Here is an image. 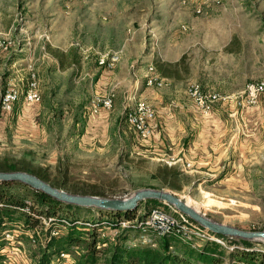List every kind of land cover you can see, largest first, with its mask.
<instances>
[{
	"label": "rangeland",
	"instance_id": "1",
	"mask_svg": "<svg viewBox=\"0 0 264 264\" xmlns=\"http://www.w3.org/2000/svg\"><path fill=\"white\" fill-rule=\"evenodd\" d=\"M227 2L244 15L230 25L223 17L200 33L185 21L184 0L177 11L172 0H0V99L8 88L20 92L13 110L0 109V170L40 174L75 194L123 198L163 189L211 220L263 230L264 93L252 102L244 90L264 82V0ZM149 65L165 79L162 87L146 84ZM31 73L39 98L27 102ZM192 82L218 93L208 111L188 94ZM109 94L111 107H92ZM137 99L154 107L156 137L140 138L125 120ZM163 113L169 114L165 124ZM194 139L202 149L186 158ZM165 166L180 174L170 176ZM65 204L57 214L78 224L101 217L96 208ZM153 207L138 204L134 220ZM41 222L35 235L19 223L4 248L12 252L3 251L11 264L37 263L49 237L48 220ZM102 225L99 239L112 241L119 228ZM138 234L132 230L123 243ZM154 239L157 246L162 238ZM107 244H98L104 250L93 262L85 259L84 242L73 245V264H107Z\"/></svg>",
	"mask_w": 264,
	"mask_h": 264
},
{
	"label": "trees",
	"instance_id": "2",
	"mask_svg": "<svg viewBox=\"0 0 264 264\" xmlns=\"http://www.w3.org/2000/svg\"><path fill=\"white\" fill-rule=\"evenodd\" d=\"M165 171L170 176L180 174L172 166H165ZM36 175L45 179L40 174ZM14 188H21L28 195L22 196L19 193H11L9 190ZM143 202L154 206L163 204L157 199H147ZM63 204V202L40 190L31 188L25 183L0 181V249L4 244L1 236L5 229L22 223V231L30 230L35 235L39 228V230L44 228L42 219L51 217L53 220L49 222L46 229L49 237L42 245L41 255L36 264H52V259L61 250L68 249L71 245H78L80 242L85 243L83 253H85V259L90 262L96 260L97 254L104 250L98 247L100 242H104L108 243L110 251L107 264H264V247H255V243L260 242L220 234H214V236L224 241L227 247L214 240L205 241L200 247H194L191 243L184 242L173 234L162 237L155 247L126 245L123 243L125 235L131 232L133 227L130 224L122 227L120 224L122 221L132 223L134 216H136L137 207L120 212L96 209L95 211L100 212L101 217L106 215L107 221H103L101 217L98 219L93 217V220H87V222L91 221L92 225L87 226L84 222L76 223L75 219H70L67 215L57 214V208ZM65 205L77 207L72 204ZM60 219L67 220L68 224L64 225ZM101 222H107L112 228H119V233L112 241L99 239L97 229L104 226H100ZM52 229L57 233L51 234ZM3 258V254L0 253V264Z\"/></svg>",
	"mask_w": 264,
	"mask_h": 264
},
{
	"label": "built area",
	"instance_id": "3",
	"mask_svg": "<svg viewBox=\"0 0 264 264\" xmlns=\"http://www.w3.org/2000/svg\"><path fill=\"white\" fill-rule=\"evenodd\" d=\"M199 12L200 9H197ZM182 29H186L185 25L181 26ZM100 62H103L101 60ZM109 65V64H108ZM147 85H151L157 88L162 87L165 84V79L158 76L152 65H149L147 72L144 75ZM188 94H190L195 103L201 108L202 111L206 112L211 109V104L213 101L218 99V93L216 92H203L201 91L199 84L192 82L190 83L188 89ZM246 97L249 101L256 102L259 93H264V82H256L247 84L245 87ZM22 94V93H21ZM20 92L15 88L6 89L0 99V109L5 112H10L13 110V105L19 99ZM113 95H104L97 99L96 103L93 104L94 109H98L101 106L103 108H109L112 105ZM24 100L27 102L37 101L39 98L37 91V81L34 73L30 74L29 82L27 88L23 94ZM156 111L149 101L137 99L134 102L133 107L125 112V120L127 121L129 127L142 139H148L153 134L156 128L153 120L155 119ZM185 165H190L188 162ZM172 208V207H171ZM48 220V223L53 219L51 217L43 218ZM63 224H68L65 219H60ZM22 224V223H21ZM87 225H92L91 223H86ZM131 225L133 230L138 231L139 234L133 236L129 240V245L139 246L147 245L151 247L156 246V241L154 238H162L167 235H176L179 239L184 242L191 243L194 247H200L204 241L214 240L222 245H225L224 241L215 237L214 234L208 229L196 224L185 214L176 211L172 208V211H167L159 206L153 207L149 212L139 219H135L132 223L129 221H122L120 226ZM63 225V227H64ZM20 229V225H15L13 231H5L2 233L1 239L4 241L3 247L0 249V253L3 254V261L1 264H11L8 259V254L4 252H12L11 248L4 249L5 245L13 238L17 236V231ZM53 233L57 232L52 229ZM16 232V233H15ZM195 238V239H194ZM195 241V242H194ZM75 250V247L71 245L68 249L61 250L56 259V264H73L74 260L71 257V251ZM77 251V250H76ZM52 264H55V258L52 260Z\"/></svg>",
	"mask_w": 264,
	"mask_h": 264
},
{
	"label": "water",
	"instance_id": "4",
	"mask_svg": "<svg viewBox=\"0 0 264 264\" xmlns=\"http://www.w3.org/2000/svg\"><path fill=\"white\" fill-rule=\"evenodd\" d=\"M0 181H19L27 184L35 190H40L63 203L75 206L92 207L97 210H109L115 212L126 211L137 207L138 204L147 199H157L165 204L172 205L179 212L188 216L193 222L208 229L214 234L247 240L264 241V229L244 230L235 226L216 222L200 213L196 208L189 205L176 194L163 189L142 188L135 191L130 196L123 198L75 194L60 189L35 174L19 170H0Z\"/></svg>",
	"mask_w": 264,
	"mask_h": 264
},
{
	"label": "crops",
	"instance_id": "5",
	"mask_svg": "<svg viewBox=\"0 0 264 264\" xmlns=\"http://www.w3.org/2000/svg\"><path fill=\"white\" fill-rule=\"evenodd\" d=\"M172 1L174 5L173 8L177 11L176 6L178 7V5L180 4L179 1L182 0H172ZM184 1H185L184 10L181 12L185 17V21L191 25V28H193L194 32L203 33L204 31L209 29V26H211L212 24H217V26L220 25L222 21L221 19L223 17H229V20L228 21L226 20L224 22H227L230 25L231 23H234V21H231V18L244 15V13L242 14V9H240L239 7L236 6L225 7L226 5L229 4L228 2L226 3V0H184ZM231 4L233 5V3ZM199 8L202 9L203 11L201 13H196L195 9L197 10ZM97 107H99L97 109L99 111L102 109L101 106H97ZM162 109L164 108L162 107ZM157 116L158 115H156L155 119L153 120L156 126L159 125L158 121L156 120ZM167 116L169 117V114L168 115L165 113L160 114V117L163 118L164 124L167 121L168 118ZM154 131H153V136L156 137V134L154 135ZM196 141L197 140L195 139L192 140L188 148H186V152H187L186 155H188L186 156V158L189 157L193 158L197 153H199L200 149H202L201 148L202 146L200 147L201 144L197 145ZM158 142L160 143L162 141L160 140Z\"/></svg>",
	"mask_w": 264,
	"mask_h": 264
}]
</instances>
